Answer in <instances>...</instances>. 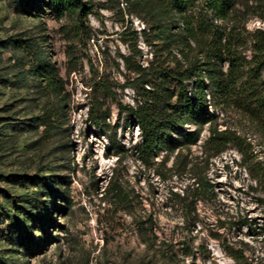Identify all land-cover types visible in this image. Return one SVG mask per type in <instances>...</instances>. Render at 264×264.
<instances>
[{
	"label": "rangeland",
	"instance_id": "rangeland-1",
	"mask_svg": "<svg viewBox=\"0 0 264 264\" xmlns=\"http://www.w3.org/2000/svg\"><path fill=\"white\" fill-rule=\"evenodd\" d=\"M29 1L0 0V264H264V184L235 144L218 156L203 147L211 128L230 130L264 166L262 110L209 90L213 123L197 145L174 136L173 152L162 143L148 162L136 149L126 109L151 87L141 71L185 69L198 54L159 36L162 19L185 37L179 17H163L165 0H79L81 15L61 16ZM191 15L238 33L249 58L264 31V0H235L226 20L199 0ZM48 113L60 114L52 127ZM27 231L41 253L21 246Z\"/></svg>",
	"mask_w": 264,
	"mask_h": 264
},
{
	"label": "trees",
	"instance_id": "trees-1",
	"mask_svg": "<svg viewBox=\"0 0 264 264\" xmlns=\"http://www.w3.org/2000/svg\"><path fill=\"white\" fill-rule=\"evenodd\" d=\"M198 1L165 0L163 17L171 15L179 17L184 24L185 37L173 35L171 27L162 19L156 20V29L159 36L166 42L168 49H171L176 42L187 47H192L193 43L198 51L197 57L190 61L185 69L181 70L154 66V63L142 70V75L145 78L144 84H150L151 87L144 90L141 103L136 107L126 109L140 129L141 142L136 149L144 162L150 160L155 147L162 143L167 144L169 151L173 152L169 145L174 142V136L181 140V146L184 148L198 144L202 127L207 123H211V125L213 123L211 119L214 116L207 108L209 90L227 100H232L233 96H237L239 102L246 101L252 114L256 110H262L264 113V77L262 74L264 69V31L257 30L250 41L252 49L249 58L241 52L245 39L241 38L238 33H234L232 30L230 32L221 30L214 23L211 26L201 23L199 27L193 24L191 11ZM29 2L31 3L33 0ZM48 2L59 16L69 10L80 15L83 12L79 0H48ZM203 2L206 3L208 9L221 13L222 20H226L233 10L235 0H203ZM174 37L179 39L173 40ZM38 70L45 76H47L45 73L50 74L48 68L39 67ZM43 80L51 87L52 91L57 90L58 83L53 76L45 77ZM187 82H193L192 91H189ZM175 83L177 88L173 87ZM101 85L105 91H109L105 83H101ZM54 115H57L56 118L60 117V114L49 113L45 118L43 117L46 127L54 126L52 123ZM187 125H195L196 129H185ZM7 126L8 129L12 127ZM261 127L264 131V121H262ZM10 130H16V127H12ZM230 143L235 144L241 152L249 170L256 173L254 178L257 182L264 184L263 164H252V160H247L250 158L247 157L248 154L242 146L240 137L235 133L230 130L219 131L216 128H211L210 135L203 147L205 151L213 152V156H218L225 151ZM32 237L29 231L25 232L24 236L20 237V241L23 242L21 246L24 247L25 243H28L29 246L31 244L36 254L41 253L43 249L41 243L36 242ZM233 260L235 264H246V260L242 256H234Z\"/></svg>",
	"mask_w": 264,
	"mask_h": 264
}]
</instances>
